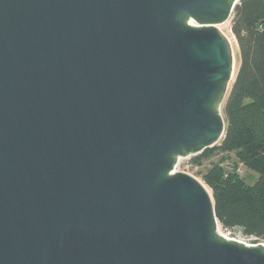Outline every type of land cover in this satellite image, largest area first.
<instances>
[{"label": "water", "instance_id": "1", "mask_svg": "<svg viewBox=\"0 0 264 264\" xmlns=\"http://www.w3.org/2000/svg\"><path fill=\"white\" fill-rule=\"evenodd\" d=\"M240 1L0 0V264H264L174 171L224 138Z\"/></svg>", "mask_w": 264, "mask_h": 264}, {"label": "trees", "instance_id": "2", "mask_svg": "<svg viewBox=\"0 0 264 264\" xmlns=\"http://www.w3.org/2000/svg\"><path fill=\"white\" fill-rule=\"evenodd\" d=\"M238 48L239 66L222 109L226 121L218 145L189 160L192 167L226 154L255 172L259 178L247 185L235 167L224 159L211 163L198 175L210 190L215 216L224 231L264 240V0H241L230 19Z\"/></svg>", "mask_w": 264, "mask_h": 264}, {"label": "rangeland", "instance_id": "3", "mask_svg": "<svg viewBox=\"0 0 264 264\" xmlns=\"http://www.w3.org/2000/svg\"><path fill=\"white\" fill-rule=\"evenodd\" d=\"M225 23H226V25L227 24L228 25L226 26L227 28L223 29L222 33L229 40H231V42L233 43V45L235 44L234 47H235V50H236V58H237V62L239 63V59H238V48H236L237 47V44H236L235 38L232 35L231 30H230V20H228ZM227 96L225 97V100H226ZM224 103L225 102H223V106H224ZM223 106H222V109H223ZM218 144H219V142L216 145H218ZM190 158L191 157L179 159V161L177 162V164H176V166L174 168V171L175 172H179V173H185V174L191 175L194 178H196L197 180H199L200 182H202L200 176L198 175V172L199 171H203L211 163L217 162L221 158V159H224L223 165L226 168H228V169L231 168V167H235L236 168L239 176L245 181V183L247 185L254 184V182L259 178V175L258 174H256L255 172H252V171H250L248 169H246L241 164H238L236 162L233 154L219 155V156L213 157V158H211V159L203 162L200 167L199 166L198 167H192L189 164ZM219 229H220V231H221V233L223 235L226 234V232L224 230H222L221 228H219ZM229 232L231 234V237L234 238L235 240H240L241 239L238 229H233V230H231ZM251 243H254V244H251V245L264 244V240L257 241V242H251Z\"/></svg>", "mask_w": 264, "mask_h": 264}, {"label": "bare ground", "instance_id": "4", "mask_svg": "<svg viewBox=\"0 0 264 264\" xmlns=\"http://www.w3.org/2000/svg\"><path fill=\"white\" fill-rule=\"evenodd\" d=\"M228 25V24H227ZM226 23H223V24H220L219 26H217V29H219L221 32L223 31V29H225V28H227L226 26ZM226 37V36H225ZM227 38V37H226ZM228 39V38H227ZM228 41H229V44H230V47H231V51H232V58H233V75H232V78H231V80H230V82H229V84H228V88H227V92H226V95H225V97L228 95V92H229V90H230V88H231V86H232V83H233V80H234V76H235V74H236V71H237V67H238V62H237V58H236V50H235V47H234V45H233V43L231 42V40H229L228 39ZM235 43V42H234ZM237 48V47H236ZM222 111V105L220 106V112ZM206 187V186H205ZM206 190H207V192L210 194V190L206 187ZM217 233L220 235V236H222V237H224V238H226V236L225 235H223L222 233H221V231H220V229L218 228L217 229Z\"/></svg>", "mask_w": 264, "mask_h": 264}, {"label": "built area", "instance_id": "5", "mask_svg": "<svg viewBox=\"0 0 264 264\" xmlns=\"http://www.w3.org/2000/svg\"><path fill=\"white\" fill-rule=\"evenodd\" d=\"M225 232H226V234H225L226 239L234 240V241L243 243L244 245H247V246H251V244H254V243H251V242H255L256 241L254 238H248V237L243 236L241 234V231L240 230H239V234H240V237H241L240 240H235L234 238H232L229 231H225ZM261 245H264V244H261Z\"/></svg>", "mask_w": 264, "mask_h": 264}]
</instances>
